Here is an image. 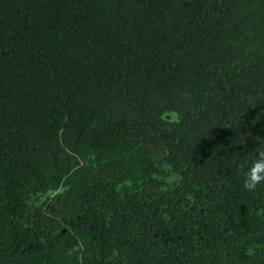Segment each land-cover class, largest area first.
Returning a JSON list of instances; mask_svg holds the SVG:
<instances>
[{"label":"trees","instance_id":"1","mask_svg":"<svg viewBox=\"0 0 264 264\" xmlns=\"http://www.w3.org/2000/svg\"><path fill=\"white\" fill-rule=\"evenodd\" d=\"M254 137L264 0H0V264H264Z\"/></svg>","mask_w":264,"mask_h":264},{"label":"clouds","instance_id":"2","mask_svg":"<svg viewBox=\"0 0 264 264\" xmlns=\"http://www.w3.org/2000/svg\"><path fill=\"white\" fill-rule=\"evenodd\" d=\"M254 140L258 145H264V139L254 137ZM261 185H264V147H257L250 165L242 173V188L248 192H255Z\"/></svg>","mask_w":264,"mask_h":264},{"label":"water","instance_id":"3","mask_svg":"<svg viewBox=\"0 0 264 264\" xmlns=\"http://www.w3.org/2000/svg\"><path fill=\"white\" fill-rule=\"evenodd\" d=\"M162 119L170 122H176L177 115L176 113H166L162 116ZM143 147L158 157L164 156L166 154L164 147L156 146L150 143L143 144Z\"/></svg>","mask_w":264,"mask_h":264}]
</instances>
